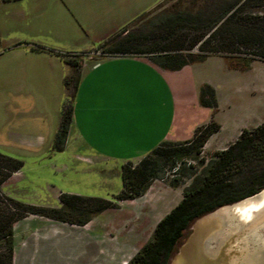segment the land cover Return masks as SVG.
<instances>
[{
    "label": "crops",
    "instance_id": "obj_1",
    "mask_svg": "<svg viewBox=\"0 0 264 264\" xmlns=\"http://www.w3.org/2000/svg\"><path fill=\"white\" fill-rule=\"evenodd\" d=\"M1 2L25 7L6 14L19 36L3 45L0 42V152L23 162L22 168L1 184L4 195L28 204L54 206L46 201L55 198L59 202L61 192L47 193L42 200L38 184L43 169L55 174L64 152L68 154L64 168L120 167L121 177L126 162L140 159L163 142H187L197 128L211 121L220 128L210 135L203 150L219 151L245 128L238 125L230 135L220 137L223 124L218 103L214 110L200 102L204 85L214 89L218 100L217 86L206 71L213 67L212 62L226 59L223 56L208 55L173 71L141 56L90 57L105 39L161 0ZM69 60L80 63V79L63 148L54 151L67 101L64 79L72 72ZM150 189L142 197L157 193ZM98 215L83 226L37 215L16 221L13 264H106L103 238L108 225L102 237L92 233ZM126 218L112 222L115 231L111 235L119 241L127 237L119 236L124 235ZM130 238L136 241L139 234Z\"/></svg>",
    "mask_w": 264,
    "mask_h": 264
},
{
    "label": "trees",
    "instance_id": "obj_2",
    "mask_svg": "<svg viewBox=\"0 0 264 264\" xmlns=\"http://www.w3.org/2000/svg\"><path fill=\"white\" fill-rule=\"evenodd\" d=\"M220 1L207 17L205 13L172 14L149 22L141 30L123 34L126 25L102 44L111 41L112 44L106 51L111 54L151 55L160 66L172 71L188 63L201 61L208 55L234 53L238 43L246 45L254 42L259 46L258 53L254 55L264 58V16H251L244 12L248 6H264V0ZM150 26L152 28L148 29ZM196 46L198 53L186 52ZM33 48L41 49L39 46ZM69 56L77 57L71 54ZM68 62L72 66V72L64 79L67 101L63 106L60 126L54 140V151L63 148L71 121L72 101L80 79V63L77 60ZM200 102L205 107L216 109V94L209 85L202 87ZM219 128L216 122L211 121L197 128L191 140L183 144L163 142L148 154H159L168 161L180 158L184 150L195 148L199 153L198 150ZM255 157L257 160L264 159V123L252 130L242 129L234 143L217 151L215 157L205 164L202 162L204 166L200 175L193 177L190 185L183 190L182 199L157 222L151 239L126 264H168L171 255L189 235L194 220L263 190L264 167L259 162L248 167ZM242 162L244 166H241ZM22 166L20 159L0 152V186ZM121 170L122 189L112 200L61 193L60 206L50 207L24 203L0 191V264H13L12 235L16 221L28 215H37L83 226L93 216L118 208L120 201L143 195L150 187L151 179L159 173L157 162L150 157L141 160L134 167L127 162Z\"/></svg>",
    "mask_w": 264,
    "mask_h": 264
},
{
    "label": "rangeland",
    "instance_id": "obj_3",
    "mask_svg": "<svg viewBox=\"0 0 264 264\" xmlns=\"http://www.w3.org/2000/svg\"><path fill=\"white\" fill-rule=\"evenodd\" d=\"M161 1L162 2L156 5L152 10L130 22L125 27L126 29L123 34L141 30L143 26H148L149 22L172 14L205 13V17H207L211 13L213 7L221 2L220 0ZM16 7H24V4L14 5L9 2L3 3L0 0V42H2V45L4 42L8 41L9 38V40H11L19 36V32L14 29L6 19L7 12ZM23 9H25V7ZM244 12L251 16H264V6H248L244 9ZM150 28H152V26L148 29ZM111 44L110 41L100 45L98 48L99 50L94 52L90 57L100 59L118 56V54L106 52ZM235 47L234 53L219 54L226 59H221L219 62H212L213 67H210V69L206 71V76L214 82L218 89L219 98L217 103L219 107L217 113L223 124V131L220 137L230 135L238 125L242 126V128L245 127L248 130H252L254 128L253 125L264 123V58L254 55V53H258L259 51V46L254 42L247 43L246 45L238 43ZM186 52L198 53L197 46ZM123 56H141L159 65L151 55L127 53ZM208 63L211 62H207V64ZM240 131L231 143L219 151L226 149L229 145L234 143L239 137ZM194 149L184 150L180 158H171L168 161L159 154H148V152L140 159L129 162L132 167L137 165L141 160L148 159L149 157L152 161L157 162L159 173L151 179L149 188H151L150 190L152 192L157 191L159 194L154 192V194H152L149 192L143 197L141 195L134 199L120 201L118 208L108 209L105 213L95 217L94 224L92 225L94 231L92 233L102 237V233L104 232L103 228L106 224L108 225L106 227V235L103 238L106 244V264H126L144 243L148 239H151L153 228L157 221L178 204L182 199L183 190L190 185L194 176L200 175L204 164L215 157L218 151L203 150V148H201L198 150L199 153H197ZM67 157V152H64L60 156L58 168L55 170L56 172H54L55 174L49 175L47 169L42 170V182L39 181L38 184V186L41 187L38 195H41L42 200H45V196L48 195L47 193L60 192L112 200L122 189L121 177L118 174L120 167L108 168L95 165H84L78 168L73 167V169L64 168L62 164L66 163ZM63 158L65 160H63ZM81 159L88 161V159H83V157H81ZM203 161L204 164H202ZM253 161L254 162H249L248 167L255 162H259L260 165L264 167V159L259 158V160H257L255 157ZM242 163L241 166H244V162ZM47 184L48 188H46ZM47 200L46 202H48V204H54L52 207L59 206V202L55 198L53 200L48 198ZM120 204L123 205L120 207ZM263 204L264 192L259 197L239 202L231 206V208L233 213L235 212L239 215V218L247 221L251 219L252 211L258 209ZM127 216V220L124 221V227H122L124 235L119 234L120 238H124L125 235L127 237L125 240L119 241L117 237H112L111 235V233L115 231V228L112 227V222ZM258 221L259 220H257V222ZM236 230L237 228H235V231ZM134 233L136 235L138 233L139 238L131 242L132 238H130V236ZM255 234H257V236H255ZM240 238L244 239L242 247L244 253L241 254L240 252L239 255H232V257H230V259H232L231 262L238 256L242 258L246 254L252 256V250L256 246L264 243V222L258 224L256 227H252L245 234L241 235ZM230 246L231 244L226 247L225 253L232 250ZM168 264H170V261Z\"/></svg>",
    "mask_w": 264,
    "mask_h": 264
},
{
    "label": "water",
    "instance_id": "obj_4",
    "mask_svg": "<svg viewBox=\"0 0 264 264\" xmlns=\"http://www.w3.org/2000/svg\"><path fill=\"white\" fill-rule=\"evenodd\" d=\"M263 192L264 189L239 202L259 197ZM239 202L219 207L194 220L189 235L171 255L170 264H264V243L252 250V256H238L231 262L232 255L244 253L241 235L264 222V204L252 211L251 219L244 221L232 212L231 206ZM230 244L232 250L225 253Z\"/></svg>",
    "mask_w": 264,
    "mask_h": 264
},
{
    "label": "built area",
    "instance_id": "obj_5",
    "mask_svg": "<svg viewBox=\"0 0 264 264\" xmlns=\"http://www.w3.org/2000/svg\"><path fill=\"white\" fill-rule=\"evenodd\" d=\"M118 56H121V55H118Z\"/></svg>",
    "mask_w": 264,
    "mask_h": 264
}]
</instances>
